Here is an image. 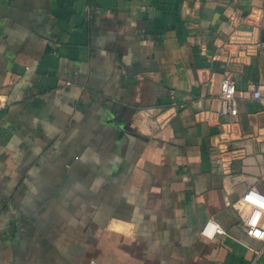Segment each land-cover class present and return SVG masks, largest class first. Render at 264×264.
<instances>
[{"label":"crops","instance_id":"crops-1","mask_svg":"<svg viewBox=\"0 0 264 264\" xmlns=\"http://www.w3.org/2000/svg\"><path fill=\"white\" fill-rule=\"evenodd\" d=\"M263 81L264 0H0V264H264Z\"/></svg>","mask_w":264,"mask_h":264},{"label":"built area","instance_id":"built-area-1","mask_svg":"<svg viewBox=\"0 0 264 264\" xmlns=\"http://www.w3.org/2000/svg\"><path fill=\"white\" fill-rule=\"evenodd\" d=\"M233 45L238 46L237 43ZM237 52H241V49L239 48ZM224 55L227 59H234L236 51L229 48ZM220 56V54H215L211 57V60H216ZM251 97L260 100L264 99V81L253 86ZM219 98L220 114L229 118L237 117L239 112L237 90L235 81L229 73L221 76ZM7 103V96L0 94V109L6 107ZM233 208L240 219V225L245 233L252 238L264 242V193H261L255 187H249L234 201ZM202 234L207 237H213L215 234H224V231L218 224L208 220L202 228Z\"/></svg>","mask_w":264,"mask_h":264},{"label":"water","instance_id":"water-1","mask_svg":"<svg viewBox=\"0 0 264 264\" xmlns=\"http://www.w3.org/2000/svg\"><path fill=\"white\" fill-rule=\"evenodd\" d=\"M149 65H150L149 66V71H154V70L158 69L157 62L155 60H150L149 61ZM138 68L140 69V67H138V66L133 67V69L132 68H130V69H132L133 71H137ZM130 69H129V67H127L128 73H129V71H131ZM143 71H144V69H143Z\"/></svg>","mask_w":264,"mask_h":264}]
</instances>
